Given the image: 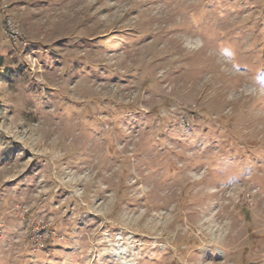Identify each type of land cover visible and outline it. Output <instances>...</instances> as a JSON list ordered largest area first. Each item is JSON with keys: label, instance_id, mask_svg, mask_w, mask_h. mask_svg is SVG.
Instances as JSON below:
<instances>
[{"label": "rangeland", "instance_id": "374dc122", "mask_svg": "<svg viewBox=\"0 0 264 264\" xmlns=\"http://www.w3.org/2000/svg\"><path fill=\"white\" fill-rule=\"evenodd\" d=\"M0 264H264V0H0Z\"/></svg>", "mask_w": 264, "mask_h": 264}, {"label": "built area", "instance_id": "2783aa9c", "mask_svg": "<svg viewBox=\"0 0 264 264\" xmlns=\"http://www.w3.org/2000/svg\"><path fill=\"white\" fill-rule=\"evenodd\" d=\"M7 26H8L7 28L9 30V32L11 33V36L15 37L16 36V32H15V29L13 28V26L9 22L7 23Z\"/></svg>", "mask_w": 264, "mask_h": 264}]
</instances>
